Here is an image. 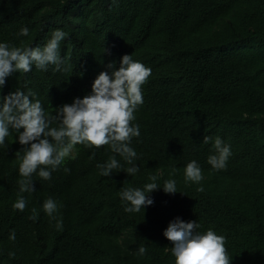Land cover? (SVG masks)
<instances>
[{
    "label": "trees",
    "instance_id": "obj_1",
    "mask_svg": "<svg viewBox=\"0 0 264 264\" xmlns=\"http://www.w3.org/2000/svg\"><path fill=\"white\" fill-rule=\"evenodd\" d=\"M23 26L29 36L17 35ZM55 29L67 33L64 70L13 72L0 97L31 89L54 114L89 95L110 62L118 68L132 55L151 69L131 122L140 126L131 141L139 171L127 175L130 165L108 145L78 144L50 180L34 173L36 190L21 193L23 146L10 130L0 147V264H175L163 231L176 217L223 235L231 264H264V0H0V42L43 46ZM215 137L231 147L221 170L207 162ZM114 155L122 168L100 175L97 164ZM192 160L203 191L185 182ZM152 175L161 187L174 179L178 192L153 190L144 212H125L119 193ZM21 196L23 211L13 207ZM48 197L61 228L42 208Z\"/></svg>",
    "mask_w": 264,
    "mask_h": 264
},
{
    "label": "clouds",
    "instance_id": "obj_2",
    "mask_svg": "<svg viewBox=\"0 0 264 264\" xmlns=\"http://www.w3.org/2000/svg\"><path fill=\"white\" fill-rule=\"evenodd\" d=\"M29 28L23 26L18 36H29ZM67 33L55 29L43 46L17 47L7 42H0V86L5 84V78L13 72L28 73L33 67L47 71L54 66L53 71H62L65 58L61 56V42ZM108 71H102L91 85V93L83 98L76 97L71 104H63L55 109L54 114L46 111L36 93L17 89L6 96L0 97V147H6L5 139L10 130L18 133L17 140L23 147L16 152L20 159L18 181L21 193L34 192L32 176L35 173L44 180H50L53 171L65 163L66 158L74 159L73 150L82 144L87 148L108 145L110 150L130 165L123 171L134 176L139 168L133 163L137 152L131 147L133 137L140 136V126L131 123L135 120L134 113L143 103L142 86L151 74V69L132 55L121 57L119 67L115 62L107 65ZM55 125V126H53ZM22 129V131H21ZM211 137L205 136L207 144ZM214 153L208 156L207 162L214 170L226 168L231 156V147L220 137H215L212 143ZM23 152L21 156L20 153ZM100 175L109 176L114 169L122 165L115 155L104 164H97ZM68 171L67 168L64 169ZM150 183L143 188L128 187L120 193L123 210L127 213H137L153 204L149 196L153 190L162 188L165 193H176V181L167 179L161 187L156 183L158 177H149ZM185 182L199 185L198 191H203L200 181L202 170L197 161L192 160L184 168ZM27 201L21 196L13 207L23 211ZM58 203L48 197L42 205L44 212L53 220L55 227L61 228L62 221L57 219ZM36 209H32L31 220L37 218ZM197 220L185 222L176 217L168 223L163 236L172 242L169 247L175 257V264H231L225 248V237L218 235L212 229L201 233ZM13 230L9 239L15 240ZM144 246L137 249V254L143 256Z\"/></svg>",
    "mask_w": 264,
    "mask_h": 264
}]
</instances>
